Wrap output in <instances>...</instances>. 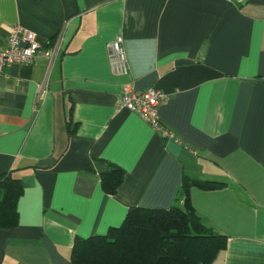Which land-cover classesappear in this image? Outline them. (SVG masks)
<instances>
[{"label": "crops", "instance_id": "obj_1", "mask_svg": "<svg viewBox=\"0 0 264 264\" xmlns=\"http://www.w3.org/2000/svg\"><path fill=\"white\" fill-rule=\"evenodd\" d=\"M14 24L57 50L0 75V174L22 185L0 264H70L76 236L129 207L181 204L184 175L224 183L190 189L227 236L213 264H264V0H0V46ZM117 34L123 75L108 58ZM127 82L167 94L158 116L175 139L117 107ZM96 163L125 171L114 194Z\"/></svg>", "mask_w": 264, "mask_h": 264}, {"label": "trees", "instance_id": "obj_2", "mask_svg": "<svg viewBox=\"0 0 264 264\" xmlns=\"http://www.w3.org/2000/svg\"><path fill=\"white\" fill-rule=\"evenodd\" d=\"M100 184L114 194L125 171L103 164ZM224 183L197 180L184 175L178 199L168 208L131 206L118 226L104 234L76 236L70 264H213L225 249L227 236L206 226L190 201V189H214ZM20 179L12 172L0 174V228L18 223Z\"/></svg>", "mask_w": 264, "mask_h": 264}, {"label": "built area", "instance_id": "obj_3", "mask_svg": "<svg viewBox=\"0 0 264 264\" xmlns=\"http://www.w3.org/2000/svg\"><path fill=\"white\" fill-rule=\"evenodd\" d=\"M63 38L62 32L58 35V41ZM57 50L45 48L38 40L35 32L14 24L7 35L4 44L0 46V75L6 67L15 64H31L40 55L53 58ZM108 58L113 74H127L129 67L123 46V37L117 34L107 43ZM167 98V94L161 90L149 87L145 90H137L131 83L122 84L116 105L118 108H128L143 119L155 132L164 139H175L174 135L161 123L158 116L159 104Z\"/></svg>", "mask_w": 264, "mask_h": 264}, {"label": "water", "instance_id": "obj_4", "mask_svg": "<svg viewBox=\"0 0 264 264\" xmlns=\"http://www.w3.org/2000/svg\"><path fill=\"white\" fill-rule=\"evenodd\" d=\"M205 50H206V47L204 46V47L202 48L200 54L203 55V54L205 53ZM95 167H96V169H97V171H98L99 173H103V172L105 171V167H104L103 164H101V163H96V164H95Z\"/></svg>", "mask_w": 264, "mask_h": 264}]
</instances>
